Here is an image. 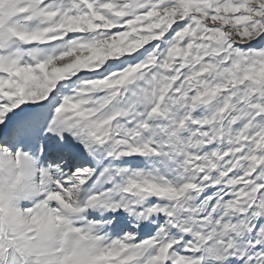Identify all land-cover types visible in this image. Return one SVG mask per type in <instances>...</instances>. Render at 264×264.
<instances>
[{
    "label": "rangeland",
    "instance_id": "1",
    "mask_svg": "<svg viewBox=\"0 0 264 264\" xmlns=\"http://www.w3.org/2000/svg\"><path fill=\"white\" fill-rule=\"evenodd\" d=\"M5 1L0 264H264V0Z\"/></svg>",
    "mask_w": 264,
    "mask_h": 264
},
{
    "label": "bare ground",
    "instance_id": "2",
    "mask_svg": "<svg viewBox=\"0 0 264 264\" xmlns=\"http://www.w3.org/2000/svg\"><path fill=\"white\" fill-rule=\"evenodd\" d=\"M36 131V130H35ZM14 140L12 138H8V141L6 144L2 145L0 148L2 151L7 152L6 150L9 149V147H7L8 144H14ZM57 150V149H56ZM53 150V153H56L57 151ZM29 156H27V158L33 162H28V181H27V186L30 189L29 192H31V199H36L38 196H40L41 194L44 193L43 191V186L44 182H43V168L40 166V161L38 159H36L34 157L33 154H28ZM73 153H71V151L66 150L63 154V157H68L72 158ZM54 157V156H53ZM33 163V164H32ZM32 165H34V167H32ZM43 166V165H42ZM91 168V167H90ZM37 169H39V171H37ZM33 170L37 171V173H34ZM27 172V171H26ZM39 172V174H38ZM41 172V173H40ZM95 176V175H94ZM90 176H88V179L90 180ZM87 179V180H88ZM88 183V182H87ZM96 186V184H95ZM45 190V189H44ZM33 197V198H32ZM39 198V197H38ZM37 198V199H38ZM46 199V198H45ZM30 201V200H29ZM45 202V201H44ZM42 202V200H38L35 203H37L39 205V207H43L45 208V210L47 209V214H48V205L46 203ZM98 212L97 210L93 211V213ZM16 213H20L19 210L16 211ZM91 214H93L92 212H90ZM98 215V214H97ZM94 216V214H93ZM15 219L17 218L14 217ZM123 225L120 223V221L117 219L113 222V226H111V229L113 230L114 233H118L119 231L122 230ZM168 229H172V231L174 230V232H172L173 234L177 232V229L175 228V226H173L172 224L167 226ZM170 231V230H169ZM179 233V232H178ZM136 234V233H135ZM141 235V233H137L136 236L137 238H139V236ZM135 236V237H136ZM181 236V235H180ZM134 236L131 235V238H133ZM134 237V238H135ZM84 250V249H83Z\"/></svg>",
    "mask_w": 264,
    "mask_h": 264
},
{
    "label": "water",
    "instance_id": "3",
    "mask_svg": "<svg viewBox=\"0 0 264 264\" xmlns=\"http://www.w3.org/2000/svg\"><path fill=\"white\" fill-rule=\"evenodd\" d=\"M209 75H211V71H207V72L205 73V76L208 77ZM215 100H216V94L208 92V93L204 94V95L201 97V104H202L203 106H209V105H211Z\"/></svg>",
    "mask_w": 264,
    "mask_h": 264
},
{
    "label": "trees",
    "instance_id": "4",
    "mask_svg": "<svg viewBox=\"0 0 264 264\" xmlns=\"http://www.w3.org/2000/svg\"><path fill=\"white\" fill-rule=\"evenodd\" d=\"M15 2H18L17 0H6L5 2H4V6H3V8H2V10H1V14H3V13H6L7 14V16H5V18H4V22H5V19H9V18H11L13 15H15V12H12V13H9L8 11H7V6H9L10 4H15ZM5 6H6V8H5ZM4 24V23H3ZM0 30H3L4 31V27H0ZM11 35L10 34H7L6 36H5V38L6 39H8L9 37H10Z\"/></svg>",
    "mask_w": 264,
    "mask_h": 264
},
{
    "label": "crops",
    "instance_id": "5",
    "mask_svg": "<svg viewBox=\"0 0 264 264\" xmlns=\"http://www.w3.org/2000/svg\"><path fill=\"white\" fill-rule=\"evenodd\" d=\"M256 8H259V7H256ZM241 15H242V16H245V18L248 17V16H250L249 14H247V12H246L245 10L241 12ZM262 35H263V33L260 34V35H258L256 38L263 37ZM85 38H86V37H85ZM85 38H84V40H85ZM256 41H258V40H255V42H256ZM261 43H262V44L264 43V38H263V41L261 40ZM261 76H263V75H261ZM259 80H261V78H260Z\"/></svg>",
    "mask_w": 264,
    "mask_h": 264
}]
</instances>
